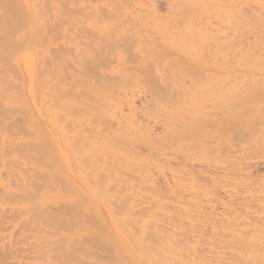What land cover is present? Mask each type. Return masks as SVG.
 <instances>
[{
    "label": "rangeland",
    "instance_id": "374dc122",
    "mask_svg": "<svg viewBox=\"0 0 264 264\" xmlns=\"http://www.w3.org/2000/svg\"><path fill=\"white\" fill-rule=\"evenodd\" d=\"M195 4L193 7L198 12H194L195 8L189 13L181 0H0V110L3 111H0V141L4 140L0 143V152L7 153L4 157L0 154V264H120L123 253L119 250L123 256L117 258L118 253L112 251L118 242L115 241V247L111 249L112 245L109 247L102 241L105 231L98 226L100 220L106 224L104 227L109 230V236H118L116 239L121 240L119 244L126 251L129 247L126 249L128 242L123 234L127 235L129 229V233L134 234L140 230L133 222V225L129 223L132 226L129 225V229H117L114 219L120 213L137 214L135 220L140 218L149 226L147 241L144 239L142 243L145 249L148 246L146 250L150 248L145 256L136 246L132 247L133 244L124 252H128L127 259L135 264H145L143 261L146 262L148 253V259L160 261L162 258L165 264H264V239L254 227L260 217L264 219V107H257L264 99V61L262 66L261 61L257 65L258 59L262 60L260 54L264 60V24H261L264 23V11L258 7L263 4L260 0H200ZM196 20L199 29L193 27ZM152 21L160 27L154 26ZM180 29L181 35L184 32L182 37L176 35ZM10 35L13 45L9 43ZM193 36L197 39L191 38ZM198 36L203 40L197 43ZM188 45L194 49L196 46L200 52L215 50L227 61L222 57L225 64H216V59L211 57L207 58L208 67L205 64L191 67L176 64L175 59L181 60L182 53L190 50ZM80 51L84 54H78ZM255 57L257 59L253 61ZM34 62L37 64L36 78L29 71ZM153 63L168 70L164 81L159 82L153 75ZM205 68L216 72L213 76L207 75L202 71H208ZM14 79L15 82L11 81ZM4 88L12 91L9 94ZM100 94L104 96L100 97ZM55 97H59L58 100ZM6 98L11 100L9 107L14 102L13 111L6 109L10 111L5 112L2 108ZM18 106L26 113L28 122L31 120L29 125L25 120L26 126H23L26 116ZM98 108L103 110L102 114ZM251 108L259 110L260 116ZM4 127L8 128L9 138H6ZM77 131H81V135ZM20 132L26 135V145H11L8 140L12 139V134L16 141ZM47 146L49 152H46ZM82 147L92 155L91 164L87 158L84 160L92 168L77 159H85L83 155L80 157V151L85 150ZM72 148L77 152H72ZM50 151L54 157L47 156ZM63 153H68L71 161L64 160ZM56 155L63 157L58 159ZM54 160L60 164L55 165L58 172L64 169L57 174L61 176L53 179L51 175L57 173L55 168H50L54 166ZM43 161L52 163L49 167ZM79 163L85 172L92 174L90 180L85 177H89V173L82 174L87 181L80 178ZM48 168L55 173L51 171L50 175ZM67 172L70 180L66 178L81 193H90L85 184L92 189L96 183L105 185L100 192L105 195L100 197L98 208H94L98 211L99 224L94 223L97 219L92 218L90 207H72L76 201L69 200L72 193L67 191L69 184L60 180ZM95 175H98L97 179ZM50 177L52 181L59 179L58 183L65 181V185L64 182L61 186L51 182ZM93 181L95 185L92 186ZM99 189L96 187L95 190ZM31 193H35L34 197ZM30 196L36 197L35 202L40 199L41 205L45 201L41 214L45 213L47 222L43 218L40 221L38 211L35 221L31 219L35 214L32 211L39 210L40 203L38 206L32 204ZM52 196H58L61 201L56 197L54 202L62 205L58 207L57 202L58 205L55 203L56 207H53ZM115 197H122V200L117 201ZM124 201L131 202V206L125 207L127 212H122ZM108 202L113 206L110 204V207ZM31 205L36 207L31 208ZM24 207L33 209L32 214ZM50 212H54L58 220L51 216L53 220L49 223ZM155 212L161 215L156 216ZM154 214L156 219L152 221ZM73 215L79 216L78 223H82L75 224L77 226L73 223L70 227ZM234 231L240 232L241 239L231 238L236 234ZM251 232L256 233L253 236L256 244ZM238 240L244 243L241 241L240 244Z\"/></svg>",
    "mask_w": 264,
    "mask_h": 264
},
{
    "label": "bare ground",
    "instance_id": "6f19581e",
    "mask_svg": "<svg viewBox=\"0 0 264 264\" xmlns=\"http://www.w3.org/2000/svg\"><path fill=\"white\" fill-rule=\"evenodd\" d=\"M181 1L184 3V5H185L187 11H189V13H191V12H193V10H195L196 7L194 8L193 6H194V5L196 6V4H195L196 1H199V3H200V0H181ZM253 1H254V0H252V2H253ZM255 2H256V0H255ZM260 2H261L263 5H259L258 7H259V8L262 7V11H264V0H260ZM248 3H249V2H248ZM258 4H259V3H258ZM32 6H33V5H32ZM32 6H31V7H32ZM198 6H200V5H198ZM203 6H204V5H202V8H203ZM260 6H261V7H260ZM200 8H201V7H200ZM200 8H198V9L200 10ZM204 10H205V9H204ZM184 11H186V10H184ZM202 11H203V10H202ZM205 11H207V10H205ZM194 12H198V11H197V8H196V10H195ZM153 13H154V12H153ZM263 13H264V12H263ZM263 13H261V14H263ZM261 14H260V15H261ZM38 15H39V14H38ZM154 15H155L154 18L157 19V18H158L157 14L154 13ZM31 16H32V14H31ZM35 16H36V17H39V16H37V15H35ZM36 17H33V18H36ZM188 17H189V16H188ZM195 17H196V16H195ZM198 17H199V15H198ZM198 17H197V18H198ZM258 17H259V16H258ZM262 17H263V16H262ZM152 18H153V17H152ZM190 18H191V17H190ZM187 19H188V18H187ZM193 19H194V18H193ZM253 19H254V18H253ZM255 19H256V18H255ZM255 19H254V20H255ZM260 19H261V17H260ZM262 19H263V18H262ZM30 20H31V19H30ZM189 20H190V19H189ZM185 21L188 22V20H185ZM192 21H193V20H192ZM192 21H191V23H192ZM260 21H261V20H260ZM262 21H263V20H262ZM152 22H153V21H152ZM156 22H159V21L157 20ZM193 22H194V21H193ZM196 22H197L196 26H195L194 24H190V23H189L190 25L187 24V23H186V25H189V26L194 25L193 27H198V29H199V28H200V27L198 26V25H199V24H198L199 21L196 20ZM250 22H251V21H250ZM263 22H264V21H263ZM31 23H33V21H32ZM153 23L155 24V22H153ZM259 23H260V22H259ZM156 24L158 25V23H156ZM156 24H155L154 26H156ZM160 24H161V21H160ZM243 24H244V21H243ZM261 24L263 25L264 23H261ZM33 25H35V24H33ZM182 25H183V24H182ZM186 25L184 24L185 27H186ZM237 25H239V24H237ZM184 26H183V27H184ZM202 26H203V24H202ZM202 26H201V29H202ZM240 26H241V24H240ZM157 27H160V25H158ZM161 27H162V26H161ZM166 27H168V25H167ZM237 27H238V26H237ZM245 27H247V26H245ZM164 28H165V27H164ZM164 28H163V30H164ZM189 28L191 29V27H189ZM203 28H205V27H203ZM262 28H264V27H262ZM159 29H160V28H159ZM169 29H170V28H169ZM185 29H186V28H185ZM190 29H188V30H190ZM192 29H193V28H192ZM192 29H191V30H192ZM195 29H196V28H195ZM198 29H197V30H198ZM165 30H166V29H165ZM171 30L173 31V29H171ZM183 30H184V29H183ZM188 30H187V31H188ZM191 30H190V32H192ZM202 30H203V29H202ZM166 31H168V29H167ZM178 31H179V30H178ZM193 31H194V30H193ZM195 31H196V30H195ZM203 31H204V30H203ZM261 31H262V30H261ZM169 32H170V31H169ZM169 32H168V33H169ZM176 32H177V31H176ZM182 32H183V31H182ZM185 32H186V31H185ZM200 32H201V31H200ZM200 32L198 31L199 34H200ZM205 32H206V31H205ZM207 32H208V31H207ZM207 32H206L205 34H207ZM180 33H181V29H180V32H179V33L177 32L176 35H177V36H178V34L181 35ZM183 33H184V32H183ZM183 33H182V35H183ZM196 33H197V32H196ZM203 33H204V32H203ZM171 34H172V32H171ZM194 34H195V33H194ZM199 34H198V35H199ZM201 34H202V33H201ZM201 34H200V35H201ZM6 35H7V34H6ZM165 35H166V34H165ZM172 35H174V33H173ZM182 35H181V37H182ZM185 35H186V33H185ZM185 35H184V36H185ZM195 35H196V34H195ZM195 35H194V36H195ZM10 36H11V37H10ZM10 36H9L10 38L7 36V37L10 39V42H9V39H7V40H8L9 43H11V44L13 45V43H12V42H13L12 35H10ZM169 36H170V35H169ZM174 36H175V35H174ZM188 36H189V35H188ZM194 36L191 37V38L194 39ZM201 36H202V35H201ZM204 36H205V35H204ZM258 36H259V35H258ZM186 37H187V36H186ZM195 37H197V35H196ZM11 38H12V42H11ZM175 38H179V37H176V36H175ZM257 38H258V37H257ZM261 38H262V37H261ZM261 38H259V39H261ZM65 39H66V38H65ZM185 39H186V38H185ZM187 39H188V38H187ZM195 39H197V38H195ZM195 39H194V40H195ZM198 39H200V40H196L197 43H198V41H201V39L203 40V38H202V37L199 38V36H198ZM262 40H264V39L262 38ZM189 41H190V39H189ZM196 41H195V42H196ZM257 41H258V39H257ZM261 42H262V41L260 40V43H261ZM9 43H8V47H9V45H10ZM203 43H204V42H202V44H203ZM262 43H263L262 45L264 46V41H263ZM188 44H190V43H188ZM192 44H194V43H191L190 45H192ZM194 45H195V44H194ZM262 45H261V46H262ZM188 46H189V45H188ZM238 46H239V45H238ZM259 46H260V44H259ZM189 47H190V46H189ZM191 47H192V46H191ZM191 47L189 48L190 50L185 51V52L182 53V55H181V60H179V59L176 60V59H175V63H176V64H178V65H183V66H186V65H187V67H191L192 65H199V66H201V65L205 66V65H206V67H208V66H207V63H210L208 59L211 58V57L214 58V60L216 59V61H215L216 64H225L224 62L227 61V58H226L223 54H220V53H218V52L215 51V50H214V51H211V50L205 51V49H204V51L202 50L203 52H202V51L200 52L198 49L196 50V46H195V49H194V47H192L194 50H193ZM10 48H11V47H10ZM13 48H15V47H13ZM34 48H35V47H34ZM250 48H251V47H250ZM11 49H12V48H11ZM51 49H52V48H51ZM241 49H242V48H241ZM241 49H239V50L241 51ZM6 50H10V49L7 48ZM78 50H79V49H78ZM181 50H182V49H181ZM243 50H244V49H243ZM247 50H248V49H247ZM249 50H250V49H249ZM249 50H248V51H249ZM252 50L255 51L256 49H255V50L252 49ZM10 51L12 52V50H10ZM20 51H22V48H20ZM38 51H39V50H38ZM50 51H51V50H50ZM250 51H251V50H250ZM6 52H7V51H6ZM205 52H206V53H205ZM241 52H242V51H241ZM257 52H258V51H257ZM7 53H10V52L8 51ZM42 53H43V52H42ZM86 53H87V52H86ZM244 53H245V52H244ZM247 53H248V52H246V54H247ZM251 53H253V52H251ZM251 53H250V54H251ZM19 54H20V53H19ZM32 54H33V53H32ZM34 54H35V53H34ZM78 54H84V53H81V51H80V53H78ZM89 54H90V53H89ZM89 54H88V55H89ZM240 54H241V53H240ZM254 54H255V52H254ZM257 54H258V53H257ZM8 55H10V54H8ZM242 55H244V54L242 53ZM260 55H261V54H260ZM260 55H259V58L262 57V58H261L262 60L258 59L259 61H257V60H256V61H257V65H258V63H260V61H261L260 66H262L261 64H263L262 61H264V60H263V56H260ZM10 56H11V55H10ZM17 56H18V55H17ZM208 56H209V57H208ZM245 56L247 57V55H244V57H245ZM249 56H250V55H249ZM6 57H8V56H6ZM15 57H16V56H15ZM84 57H85V56H84ZM222 57H223V58L225 57V60H226V61H225V60L223 59V61H224L223 63H222V60H221ZM246 57H245V58H246ZM257 57H258V56H257ZM257 57L253 58L252 60L254 61L255 59H257ZM8 58H9V57H8ZM13 58H14V57L12 56V59H13ZM31 58H32V57H31ZM201 58H202V60H205V61L202 62ZM207 58H208V59H207ZM219 58H220L221 61L219 60ZM251 58H252V54H251L250 59H251ZM9 59H10V58H9ZM14 59H15V58H14ZM168 59H169V58H168ZM247 59H249V57H247ZM35 60H36V59H35ZM218 60H219L220 62H219ZM237 60H239V59H237ZM240 60H242V59H240ZM244 60H245V59H244ZM252 60H251V61H252ZM12 61H13V60H11L10 62L12 63ZM110 61H111V60H110ZM113 61H114V60H113ZM164 61H165V58H164ZM164 61H162V62H164ZM245 61H246V60H245ZM251 61H249V63H250ZM234 62H235V61H234ZM247 62H248V61H247ZM6 63H7V62H6ZM11 63H9V66L11 65ZM32 63H33V62H32ZM145 63H146V62H145ZM145 63H144V64H145ZM237 63H238V62H237ZM7 64H8V63H7ZM153 64H154V63H153ZM153 64H152V66L154 67L153 69H155V71H154L155 73H153V72H151V73H153V75L156 77V79H157L159 82L164 81V80L166 79V77L168 76V75H167V74L169 73L168 70L166 69V67L161 68L160 65H155V64H154V65H155V66H154ZM204 64H205V65H204ZM244 64H245V63H244ZM250 64H251V63H250ZM255 64H256V63H255ZM12 65H13V64H12ZM165 65H166V63H165ZM263 65H264V64H263ZM9 66H8V67H9ZM30 66H32V69H31V67H30V68H29V71H31L32 75L34 74V77L36 78V74H37V73H36V71H37V64H35V62H34V65L32 64V65H30ZM57 66H58V65H57ZM145 66H146V65H145ZM149 66H151V64H150ZM59 67H60V65H59ZM10 68H12V67H10ZM13 68H14V67H13ZM27 68H28V67H27ZM125 68H127V67H125ZM202 68H203V67H201V69H202ZM15 69H16V68H15ZM15 69H14V70H15ZM51 69H52V68H51ZM205 69H207V68H205ZM42 70H43V69H42ZM120 70H121V69H120ZM120 70H119V72H120ZM122 70H123V69H122ZM146 70H147V69H146ZM207 70H208V71H204V70H202V71H203L204 73L206 72V74H207V75H210V76H213V75L215 74V72H216V71L214 72V71L212 70V68H211L210 70H209V68H208ZM16 71H17V70H16ZM60 71H62V70H60ZM144 71H145V70H144ZM10 72H11V71H10ZM17 72H18V71H17ZM17 72H16V73H17ZM119 72H118V73H119ZM226 72H227V71H226ZM226 72H224V73H226ZM16 73H15V74L12 73V75H16ZM31 73H30V74H31ZM44 73H45V72H44ZM217 73H218V72H217ZM222 73H223V72H222ZM222 73H221V74H222ZM236 73H237V72H236ZM42 74H43V73H42ZM58 74H59V73H58ZM121 74H122V73H121ZM121 74H119V75H121ZM218 74H219V73H218ZM3 75H4V74H3ZM18 75H20V71H19V74H17V77H18ZM107 75H108V74H107ZM223 75H224V74H223ZM9 76H11V75H9ZM45 76H46V75H45ZM47 76H48V75H47ZM105 76H106V75H105ZM0 77H1V76H0ZM5 77H6V76H5ZM19 77H20V76H19ZM64 77H65V76H64ZM116 77H118V76H116ZM230 77H231V76H230ZM230 77H229V78H230ZM2 78H3V77H2ZM2 78H1V79H2ZM11 78H12V77H11ZM14 78H15V77H14ZM21 78L23 79V77H21ZM110 78H111V77H110ZM114 78H115V76H114ZM219 78H220V77H219ZM17 79H18V78H16V80H17ZM19 79H20V78H19ZM82 79H83V78H82ZM221 79H222V78H220V80H221ZM226 79H227V78H226ZM5 80H6V79H5ZM33 80H34V79H33ZM223 80H225V79L223 78ZM11 81H14V82H15V79H14V80H11ZM20 81H21V80H20ZM84 81H87V80L84 79ZM4 82H6V84H7V82H9V81H4ZM11 83H12V82H11ZM11 83H9V84H11ZM0 85H1V84H0ZM2 85H3V84H2ZM34 85H35V84H34ZM4 86H5V85H4ZM10 86H11V85H10ZM10 86H9V87H10ZM23 87H25V86H23ZM178 87H179V86H178ZM183 87H184V86H183ZM5 88H6V87H5ZM5 88H4L3 90L8 91V90H6V89H8V88H6V89H5ZM17 88H18V86H17ZM19 88L21 89L22 87H19ZM26 88H27V87H26ZM43 88H44V87H42V89H43ZM263 88H264V86H263ZM9 89H10V88H9ZM11 89H13V88H11ZM3 90H2V91H3ZM23 90H25V89H23ZM26 90H27V89H26ZM255 90H256V89H255ZM10 91H12V90H10ZM10 91H8L9 94H10ZM29 91H30V90H29ZM42 91H43V90H42ZM18 92H19V91H18ZM20 92H21V90H20ZM98 92H99V91H98ZM262 92H264V90H263ZM2 93H3V92H2ZM5 93H7V92H5ZM15 93H16V91H15ZM100 93H101V92H100ZM9 94H8V96H10ZM0 95H1V94H0ZM21 95H24V94H21ZM21 95L19 94V96H21ZM100 95H101V94H100ZM105 95H106V94H105ZM220 95H221V93H220ZM222 95L226 96L225 94H222ZM61 96H63V95H61ZM102 96H104V94L101 95L100 97H102ZM106 96H107V95H106ZM5 97H6V96H5ZM22 97H23V99H25L24 96H22ZM56 97H57V96H56ZM56 97H55V98H56ZM98 97H99V96H98ZM3 98H4V97H3ZM48 98H49V97H48ZM50 98H51V97H50ZM58 98H59V97H58ZM58 98H56V99L58 100ZM105 98H106V97H105ZM110 98H111V96H110ZM18 99H19V97H18ZM40 99H41V98H40ZM63 99H64V98H63ZM102 99L104 100V98H102ZM7 100H8V101H7ZM54 100H55V99H54ZM60 100H61V99H60ZM116 100H117V99H116ZM2 101H3V100H2ZM6 101H7V102H6ZM9 101H11V100L8 99V98H6V99H5V102H4L5 104H2V108L5 109V112H7V111L9 112V111L11 110V108L13 107V103H14V102L12 103V106L9 107L8 105L11 104V102H9ZM19 101H20V100H19ZM61 101H62V100H61ZM105 101H106V99H105ZM113 101H114V100H113ZM0 102H1V101H0ZM53 102H55V101H53ZM21 103H22V102H21ZM56 103H60V102H56ZM99 103H100V102H99ZM99 103H98V104H99ZM102 103H104V102L102 101ZM102 103H100V105H102ZM16 104H17V103H16ZM30 104H31V103H30ZM47 104H48V101H47ZM53 104H54V103H53ZM61 104H63V103H61ZM83 104H84V103H83ZM3 105H4V106L7 105V106L4 107ZM22 105H23V104H22ZM25 105H26V104H25ZM25 105H24V106H25ZM56 105H57V104H56ZM56 105H55V108H56ZM104 105H107V104L104 103ZM104 105H103V106H104ZM258 105H260V107H264V99H261V102L257 104V107H258ZM16 106H17V105H16ZM58 106H59V105H58ZM85 106H86V105H85ZM108 106H109V105H108ZM110 106H111V105H110ZM245 106H247V105H245ZM8 107H9V108H8ZM20 107H21V106H20ZM27 107L29 108V106H27ZM53 107H54V106H53ZM67 107H68V105H67ZM87 107H89V106L87 105ZM87 107H86V108H87ZM90 107H91V106H90ZM104 107L107 108V106H104ZM248 107H249V106H248ZM14 108H15V107H13V110H14ZM18 108H19V106H18ZM50 108H51V107H50ZM68 108H69V107H68ZM253 108H254V107H253ZM253 108H251L250 110H251L254 114H255V112H256V114L258 113V115L260 116L261 113L259 112V110H257V111H258V112H257V111H255ZM0 109H1V108H0ZM6 109H10V110H7V111H6ZM19 109H20V108H19ZM57 109H58V108H57ZM59 109H60V108H59ZM59 109H58V110H59ZM74 109H75V108H74ZM87 109H88V108H87ZM98 109H99V108H98ZM259 109H260V108H259ZM13 110H11V111H13ZM20 110L22 111L21 113H23V110H22V109H20ZM26 110H27V109H26ZM70 110H71V109H69V111H70ZM99 110H100V109H99ZM253 110H254V111H253ZM0 111H1V110H0ZM48 111H49V110H48ZM1 112H3V111H1ZM24 112H25V111H24ZM28 112H30V111H28ZM54 112H55V110H54ZM101 112H103V110H102V111L100 110L99 114H100ZM105 112H107V110H106ZM263 112H264V111H263ZM25 114H26V113H23V115H25ZM56 114H58V113H56ZM64 114H65V113H64ZM101 114H102V113H101ZM58 115H59V114H58ZM69 115H70V114H69ZM25 116H26V115H25ZM65 116H66V115H65ZM67 116H68V115H67ZM76 116H77V115H76ZM72 117H73V116H72ZM261 117H262V116H261ZM22 118H24V117L22 116ZM29 118L31 119V117H29ZM73 118H76V117H73ZM66 119H67V118H66ZM22 120H23V119H21V121H22ZM25 120H27V122H26ZM28 120H29V119H27V116H26V118H24V120L22 121V123L25 121L26 124L28 123L27 125H29V123H30L31 120H30L29 122H28ZM57 120H58V119H57ZM79 120H80V119H79ZM74 121H75V120H74ZM25 122L23 123V126H24ZM32 122H33V121H32ZM84 122H85V121H84ZM77 123H78V122H77ZM26 124H25V126H26ZM81 124H83V122H82ZM5 125H6V124H5ZM35 125H36V124H35ZM58 125H59V122H58ZM11 126H12V125H11ZM50 126H51V125H50ZM89 126H90V125H89ZM121 126H122V125H121ZM121 126H120V127H121ZM126 126H127V125H126ZM64 127H65V126H64ZM66 127H68V126L66 125ZM77 127H78V126H77ZM130 127H131V126H130ZM4 128H6V127H4ZM35 128H37V125H36ZM70 128H71V127H70ZM6 129H7V130H6ZM6 129H4V131H7V132H5L6 135H7L6 138H9L11 135L7 134L9 131H8V128H6ZM84 129H85V128H84ZM63 130H64V129H63ZM68 130H70V129L68 128ZM12 131H13V127H11V132H12ZM61 131H62V130H61ZM82 131H83V130H82ZM89 131H90V130H89ZM89 131H88V134H89ZM94 131H95V130H94ZM94 131L91 132V133H94ZM34 132H36V131H34ZM64 132H65V131H64ZM77 132H78V131H77ZM80 132H81V131H80ZM80 132H78L79 135H81ZM86 132H87V131H86ZM86 132H85V133H86ZM66 133H67V130H66ZM66 133H64V134H66ZM70 133H71V132H70ZM70 133H69V131H68V134H69V135L67 134L68 137L70 136ZM14 134H15V133H14ZM33 134H34V133H33ZM76 134H77V133H76ZM3 135H4V134H3ZM3 135H2V136H3ZM15 135H18V134H15ZM15 135H14V136H15ZM67 135H66V136H67ZM94 135H95V134H94ZM25 136H26V135H25ZM25 136H24V134H22V133L20 132V136L18 137V140L15 141V140L13 139V134H12V139L10 138L8 141L10 142L11 145H13V144L15 143L16 145L22 146V145L25 144V142H24V141H25V138H26ZM42 136H43V135H42ZM56 136H58V135H56ZM82 136H83V134H82ZM87 136H88V135H87ZM87 136H86V138L89 137V136H88V137H87ZM16 137H17V136H16ZM45 137H46V136H45ZM64 137H65V136H64ZM90 137H91V136H90ZM0 138H1V137H0ZM2 138L4 139L5 137H2ZM6 138H5V139H6ZM43 138H44V137H43ZM66 138H67V137H66ZM69 138H70V137H69ZM73 138H74V137H73ZM46 139H47V138H46ZM43 140H44V139H43ZM47 140H48V139H47ZM62 140L64 141V139H62ZM71 140H72V139H71ZM3 141H4V140H2V142L0 141V143H3ZM8 141H7V142H8ZM49 141H50V140H49ZM57 141H58V140H57ZM86 141H88V140L86 139L85 142H86ZM103 141H104V140H103ZM38 142H40V141H38ZM85 142H84V145H85ZM97 142H98V141H97ZM5 143H6V141H5ZM12 143H13V144H12ZM88 143H89V145H90L91 141L88 142ZM92 143H93V141H92ZM67 144H70V145H71L72 143H71V142H70V143L67 142ZM11 145H10V146H11ZM25 145H26V144H25ZM54 145H55V144H54ZM59 145H60V144H59ZM92 145H93V144H92ZM42 146H44V144H42ZM45 146H46V145H45ZM48 146H49V145H48ZM48 146H47V148H46L47 150H48ZM55 146H56V145H55ZM68 146H69V145H68ZM85 146H86V145H85ZM13 147H14V146H13ZM69 147H70V146H69ZM71 147H72V146H71ZM87 147H88V145H87ZM20 148H21V147H20ZM20 148H19V150H20ZM57 148H58V146H57ZM66 148H67V147H66ZM76 148H77V147H76ZM76 148H75V149H76ZM82 148H84V147H82ZM89 148H90V147H89ZM89 148H88V149H89ZM14 149H15V148H14ZM42 149H43V148H41V150H42ZM49 149H50V148H49ZM75 149H74V150H75ZM84 149H85L84 151H82L83 149H82L81 151H80V150H79V151H80V154H81L80 157H82V155H83V157L85 156V157H84L85 159H83V158L80 159V158H78V157H77V159H79V160H80V163H83V165H84V163H85L84 166H87V165L89 164L88 161L90 162V158H92V155H90L91 153H90L89 150H87V148H84ZM17 150H18V149H17ZM17 150H16V151H17ZM50 150H51V149H50ZM55 150H56V147H55ZM62 150H63V149H62ZM76 150H78V149H76ZM0 151H1V149H0ZM43 151H44V150H43ZM63 151H65V149H64ZM97 151H98V150H97ZM11 152H12V151H11ZM11 152H10V155H11ZM20 152H21V151H20ZM46 152H49V150L46 151ZM46 152H45V153H46ZM55 152H57V151H55ZM55 152H54V153H55ZM65 152H66V151H65ZM69 152H70V151H69ZM72 152H75V153H76L77 151H73V148H72ZM98 152H99V151H98ZM2 153H3V152H2ZM2 153L0 152V154H2ZM8 153H9V152H8ZM43 153H44V152H43ZM58 153H60V151H58ZM58 153H55V154H58ZM5 154H7V153L4 152V153H3V157H4ZM12 154L15 155V153H12ZM46 154H48L47 156H49V157H51V156L54 157V156L52 155L53 153H51V151H50V154H51V155H50L49 153H46ZM55 154H54V155H55ZM63 154H65V153H63ZM66 154H68V153H66ZM66 154H65L64 160H67V162L71 161L70 158H69V155H66ZM73 154H74V153H73ZM17 155H18V153H17ZM19 155H20V154H19ZM19 155H18V156H19ZM75 155H76V154H75ZM6 156H7V155H6ZM11 156H12V155H11ZM11 156H10V157H11ZM15 156H16V155H15ZM61 156H62V155H61ZM70 156H72V154H71ZM76 156H77V155H76ZM7 157H8V156H7ZM12 157H13V156H12ZM21 157H22V156H21ZM21 157H20V158H21ZM56 157H58V159H61L63 156L60 157L59 155H58V156L56 155ZM86 158L88 159V161L85 162L84 160H87ZM114 158H115V157H114ZM114 158H113V159H114ZM58 159L56 158V160H58ZM75 159H76V157H75ZM3 160H4V159H3ZM72 160H73V159H72ZM6 161H7V163H8V159H7ZM16 161H17V160H16ZM20 161H21V160H20ZM45 161H46V159H45ZM58 161H59V160H58ZM61 161H62V160H61ZM3 162H4V161H3ZM14 162H15V161H13V163H14ZM17 162H18V161H17ZM21 162H22V161H21ZM78 162H79V161H78ZM92 162H93V161H92ZM4 163H5V162H4ZM19 163H20V162H19ZM43 163H44V161H43ZM45 163H47V165H49V164L51 165L52 162L49 163V164H48V162H45ZM45 163H44V164H45ZM53 163H54V164H53L54 166L51 165V167H50V165H49L50 168H53V169L55 168V169H56L57 166L60 165V164H58V162H55V160H54ZM60 163H61V162H60ZM70 163H72V162H70ZM80 163H79V165H80V167H81V169H82V172H81L79 169L77 170V172L79 173V171H80V175H81L80 178H83V177H82V174L85 175L87 172L84 171V169L82 168V166H81ZM86 163H88V164H86ZM93 163H94V162H93ZM11 164H12V163H11ZM61 164H62V163H61ZM90 164H91V162H90ZM94 164H95V163H94ZM94 164H93V165H94ZM0 165H1V164H0ZM2 165H3V164H2ZM16 165H17V163H16ZM18 165H19V164H18ZM55 165H57V166L55 167ZM66 165H67V164H66ZM115 165H116V164H115ZM20 166H21V165H20ZM20 166H19V167H20ZM62 166H63V165H62ZM89 166H91V165H89ZM89 166H87V168H88ZM3 167H4V166H3ZM5 167H6V166H5ZM22 167H23V166H22ZM43 167H44V166H43ZM69 167H71V166H69ZM94 167H95V165H94ZM7 168H8V167H7ZM59 168H62V167L60 166ZM85 168H86V167H85ZM87 168H86L85 170H87ZM91 168H92V166H91ZM113 168H114V167H113ZM16 169H17V168H16ZM48 169H49V168H48ZM53 169H51V171L54 172ZM63 169H64V168H63ZM63 169H62V170H63ZM4 170H5V169H4ZM6 170H7V169H6ZM56 170H57V169H56ZM58 170H59V169H58ZM58 170L55 171V172H57L55 175L52 174V172L50 171V169L48 170L49 173H50V175L52 174L51 176H54L53 179H54L56 176H61L60 174L62 173V172H61L62 170H60V172H58ZM91 170H92V169H91ZM95 170H97V169H95ZM113 170H114V169H113ZM19 171H20V170H19ZM87 171H88V170H87ZM55 172H54V173H55ZM69 172H70V171H69ZM84 172H85V173H84ZM91 172H92V171H91ZM94 172H95V171H94ZM94 172H93V173H94ZM58 173H60V174L57 175ZM63 173H64V172H63ZM88 173L91 174L90 171H89ZM88 173H87V174H88ZM46 174H47V173H46ZM71 174H72V173H71ZM87 174H86V175H87ZM89 174H88V175H89ZM63 175H64V174H62V177H60V178H61L60 180L62 181V180L64 179V180L66 181V183L69 184V186H68L69 189L67 188V191H68V190H69L70 192L72 191L71 196H69V200L71 199L72 201H76V203H73V206H72V207H76L77 209H78V207H80V209H81V207H82V208H83V207H84V208H85V207H88V208L90 207L91 209H93V210H92V213H93V214H92V215H93L92 218L95 217V218L97 219L96 221L93 219V220L95 221L94 223L97 224V223H98V217H97V215H98L97 212H98V211H97V208H98V205H99L98 203H99L100 197H101V196L103 197V196L105 195V193H100L101 190H102L101 187L104 188L105 185L102 186L103 184H101V182H100V183H98V185L101 184L100 187H99V186L97 185V183H96V185H95V183H94V181H93L94 184H92V186L95 185L96 187H98V189L100 188V189H99L100 191L95 190L96 187H94L95 189H92L93 187L91 188L90 185L88 186V185L85 184L86 189H88L90 193H87V194H86V193H81V192H79L80 189L78 190V189H77V186L75 187L73 184H71L72 181H69V180H70V177L67 176V175H68V172H67L66 176L64 175L65 177H64ZM69 175H70V174H69ZM70 176H71V175H70ZM73 176H74V175H73ZM75 176H76V175H75ZM95 176H96V175H95ZM97 176H98V175H97ZM97 176H96V179H97ZM66 177H67L69 180H68ZM77 177H78V175H77ZM85 177H86L87 180H90V179H91L90 177H92V174H91L89 177H88V176H85ZM85 177L82 179V181L85 180ZM87 177H88V178H87ZM56 178H58V177H56ZM98 178H99V177H98ZM110 178H111V177H110ZM110 178H109V179H110ZM49 179L51 180V182H54V183H55V182H56V183L59 182V179H55V181H54V180L52 181V178H51V177H50ZM94 179H95V178H94ZM111 179H112V178H111ZM50 180H49V181H50ZM56 180H58V181H56ZM80 180H81V179H80ZM87 180H85V181H87ZM92 180H93V179H92ZM47 181H48V180H47ZM47 181H46V182H47ZM65 181H63V182H64V185H65ZM77 181H78V180H77ZM98 181H99V179H98ZM100 181H102V180H100ZM109 181H111V180H109ZM25 182H26V180H25ZM46 182H45V183H46ZM63 182L58 183V184L60 185V184H62ZM74 182H75V181H74ZM105 182H106V181H105ZM112 182H113V181H112ZM83 183H84V182H83ZM107 183H108V182H107ZM47 184H48V183H47ZM47 184H46V186H47ZM49 184H50V183H49ZM49 184H48V185H49ZM74 184H75V183H74ZM59 185H57V186H59ZM60 186H61V185H60ZM65 187H66V186H65ZM65 187L63 186V188H65ZM5 188H6V187H5ZM48 188H49V187H48ZM53 188H54V187H53ZM55 188H56V185H55ZM28 189H29V188H28ZM57 189H58V188H57ZM65 189H66V188H65ZM19 190H20V189H19ZM21 190H23V189H21ZM32 190H33V189H32ZM88 190H87V191H88ZM81 191H82V190H81ZM96 191H97V192H96ZM104 191H105V189H104ZM31 192H32V191H31ZM33 192H34V190H33ZM55 192H56V191H55ZM102 192H103V191H102ZM107 192H110V193H111L110 190H107ZM29 193H30V192H29ZM36 193H38V192H36ZM52 193H53V192H52ZM99 193H100V194H99ZM33 194L35 195V193H31L32 196H33ZM66 194H67V193H66ZM69 194H70V193H69ZM73 194H74V195H73ZM88 194H90V196H88ZM108 194H109V193H108ZM36 195H37V194H36ZM39 195H40V194H39ZM49 195H50V194H49ZM32 196H30L31 198L29 197L30 200L32 199V200H31V203H32V204H33V203H37V206H38L39 203H40V206H38V209H39V207H40V209H39L40 212H39V210H36L37 208H34V210H36V211H32L33 214H34V212H35L34 217H33V216H28V215H27V216H28L29 218H30V217H33V218H31V219H34V221H35V217L38 216V215L35 216V215H36V212L38 211V213L41 214V211H42V209H43V208H41V207H43L42 205H43V204H46V203H44V202H45V201H44L43 204L41 205V202L39 201L40 199H39V200L37 199L39 202H38V201L35 202V201H36V200H35L36 197H35V199H33L34 196H33V197H32ZM41 196H42V194H41ZM47 196H48V194H47ZM37 197H38V196H37ZM44 197L46 198L45 194H44ZM52 197H53V196H52ZM56 197H58V196H56ZM56 197L54 196V197L52 198V199H53V202H54V200H56ZM262 197H263V196H262ZM27 198H28V197H27ZM29 198H28V200H29ZM42 198H43V197H42ZM42 198H41V201L44 200V199H42ZM47 198H48V197H47ZM47 198H46V199H47ZM119 198H120V197H119ZM119 198L115 197V200H116V199H117V201L122 200V197H121L120 199H119ZM251 198H252V197H251ZM52 199L50 198L49 200H52ZM58 199H59V197H58ZM109 199H111V198H109ZM261 199H263V198H260V200H261ZM34 200H35V201H34ZM49 200H48L47 202H49ZM69 200H68V201H69ZM102 200H104V198H103ZM33 201H34V202H33ZM59 201H61V200L59 199ZM68 201H67V202H68ZM117 201H116V202H117ZM53 202H51V203H53ZM57 202H58V201H57ZM57 202H54V203H53V204H54L53 207H56L58 204H60L59 202H58V204H57ZM64 202H65V201H64ZM67 202H66V203H67ZM100 202H101V201H100ZM262 202H264V201H262ZM55 203H56V206H55ZM105 203H107V202H105ZM105 203H104V204H105ZM110 204H112V202H111V203L108 202V205L111 207ZM261 204H262V203H261ZM35 205H36V204H35ZM35 205H34L33 207H36ZM61 205H62V204L58 205V207L61 206ZM122 205H123L122 207H124V209H125V207H128V205L131 206V202H130V201H124ZM124 205H125V206H124ZM28 206H29V205H28ZM112 206H113V204H112ZM117 206L119 207V205H117ZM262 206H264V204H262ZM30 207L33 208L32 205H31ZM30 207H27L28 209L25 208V207H24V208H25L26 210H30V212H31V210H33V209H31ZM51 207H52V206H51ZM95 207H97V208L94 210ZM29 208H30V209H29ZM76 208H75V209H76ZM108 208H109V207H108ZM263 208H264V207H262V209H263ZM54 209H56V208H54ZM118 209H119V208H118ZM122 209H123V208H122ZM133 209H134V208H133ZM50 210H51V209H50ZM86 210H87V209H86ZM98 210H99V209H98ZM161 210H162V209H160V211H161ZM24 211H25V210H23L22 213H24ZM43 211H44V210H43ZM55 211H56V210H55ZM74 211H75V210H74ZM84 211H85V210H84ZM89 211H90V209H89ZM124 211H126V209L123 210L122 212H124ZM128 211H129V210H128ZM26 212H27V214H30L28 211H26ZM32 212H31V214H32ZM87 212H88V211H87ZM126 212H127V211H126ZM263 212H264V210H263ZM38 213H37V214H38ZM43 213H44V212H43ZM43 213H42V214H43ZM51 213H52V212H50L49 215H48V216L50 217V222L48 221L49 223H51V222H52L51 220H53V219H51V216H52V218H54L53 216H55V217L57 216L56 214L53 215L54 212H53L52 214H51ZM113 213H114V212H113ZM155 213H156V212H155ZM42 214H41V216L39 215V217H40V221H41V218H43L42 220H45V219H46V218H44V217L46 216V215L44 216L45 213H44L43 215H42ZM50 214H51V215H50ZM57 214H59V213H57ZM75 214H78V213H75ZM90 214H91V212H90ZM122 214H123V213H120V214L118 215V217H116V218L114 219V224L116 225V228H117V229H121V228H123V227H126V228L128 227V229H129V225L132 224L131 222H133V224H135V225L138 224V225H139V226L136 225V227L138 226V227H139L138 230H140L139 233L136 234V232H135V234H134L133 232H132V233H129V232H130V229H129V232H128L127 235L123 234V236H125L126 241L128 242V243H127V242H126V243H127L128 245H130V246H128V245L125 243V244L127 245L126 249L129 247L127 250H126V249H125V250L128 251V250L130 249L131 245L133 244L134 246L132 245V247H135V246H136L137 249H138V251H139L141 254H143V255L145 256V254H146V253L148 252V250L150 249V248H149L148 250H146L148 246H147L146 249H145V248L143 247V244H142L143 241H144V239H145V241H147V239H146V238H147L146 233L149 231V230H148V227H149L148 224H147V223H143V221H141L140 218H138V219H140V220L137 219V221H138V222H137V221L135 220L136 217L134 218V216H137V214H136V215L134 214V216H133V215H130L131 213L128 214V215H127V213H125L124 215H122ZM156 214H157V213H156ZM156 214H154V216H151V220H152V221H153L154 219H156V216H158V214H160V212H158L157 215H156ZM263 214H264V213H263ZM24 215H26V213H25ZM155 215H156V216H155ZM160 215H161V214H160ZM58 216H60V215H58ZM61 216H62V215H61ZM119 216H120V217H119ZM132 216H133V217H132ZM149 216H150V215H149ZM39 217H38V220H39ZM73 217H74V218L70 219V220L72 221V223H71V221L68 219V221L71 223V224H70V227H71V225H72L73 223H74L73 226H77V225H75V224H78V225H79L80 223H82L81 221H80V223H78V222H79V221H78L79 216L73 215ZM29 218H28V219H29ZM60 218H61V217H59V219H60ZM70 218H71V217H70ZM76 218H77V219H76ZM258 218H259V217H258ZM260 218H261V217H260ZM260 218H259V219H260ZM31 219H29V220L32 221ZM55 219L58 220L57 217H56ZM55 219H54V220H55ZM259 219H258V221H256V222L254 221L255 223H254V222H252V223L255 224V226H254V227H255V231H256V232H261V237H262V239H264V229L262 228V227L264 226V222H262L264 219L262 218V219H260V221H259ZM38 220H37V222H38ZM62 220H64V219H63V216H62ZM79 220H80V218H79ZM244 220H245V219H243V221H244ZM91 221H92V220H91ZM139 221H140L141 223H139ZM32 222H33V221H32ZM41 222H42V221H41ZM45 222H47V221L45 220ZM54 222H55V221H53V223H54ZM57 222H58V221H57ZM57 222H56V223H57ZM148 222H149V221H148ZM150 222H151V221H150ZM244 222L247 223V221H244ZM257 222H259V223H257ZM260 222H262L263 224L261 223V225H260ZM34 223H35V222H34ZM34 223H33V224H34ZM59 223H60V220H59ZM61 223H62V222H61ZM99 223H100L101 225H98V226H102L103 229H104V231H105V233L102 232L103 230L100 231V232L103 233V236H104V238L102 239V241L104 240L103 242L108 243L109 247H110V245H112V246L110 247L111 249H112V247H115V246L113 245V244L115 243V241L118 242V246L115 247L114 249H112V251L114 252V254H115L116 252L118 253V255H119L118 257L115 255L117 258L122 257V256L124 255V256L122 257V262H121V260H119V261L121 262L120 264H135L136 262L129 261L130 258L127 259L128 252L124 254V252H126V251H124V250L122 249V247L120 246V244H119V243H121V242H119V241H121V240H117V239H116V238H118V236L116 237V235H115V234H116L115 231H114V233H115V234H114L115 237H114V236H111V235L109 236V234H110L109 230L106 229V228L104 227V226H106V224H104L103 222H101V220H100ZM99 223H98V224H99ZM129 223H130V224H129ZM252 223H251V224H252ZM54 224H55V223H54ZM133 224H132V225H133ZM146 224H147V225H146ZM254 224H253V225H254ZM55 225H57V224H55ZM150 225H151V223H150ZM247 225L249 226V224H247ZM262 225H263V226H262ZM73 226H72V227H73ZM96 226H97V225H96ZM130 226H131V225H130ZM259 226H261V227L259 228ZM102 227H101V228H102ZM131 227H132V226H131ZM131 227H130V228H131ZM249 227L251 228V225H250ZM101 228H100V229H101ZM108 228H109V227H108ZM69 229H70V228H68V230H69ZM71 229H72V228H71ZM73 229H74V228H73ZM95 229H96V228H95ZM111 229H112V228H111ZM136 229H137V228H136ZM150 229H151V227H150ZM251 229H252L251 231H253V227H252ZM41 230H42V228H41ZM76 230H77V229H76ZM147 230H148V231H147ZM70 231H71V230H70ZM70 231H69V233H70ZM73 231H74V230H73ZM125 231H126V230H125ZM135 231H136V230H135ZM94 232H95V231H94ZM98 232H99V231H98ZM111 232H112V231H111ZM80 233H81V232H80ZM96 233H97V231H96ZM119 233H120V230H119ZM148 233H149V232H148ZM232 233H233V232H232ZM234 233H236V232L234 231ZM253 233H254V232H251V235H252ZM73 234H74V233H73ZM98 234H99V233H98ZM121 234H122V233H121ZM239 234H240V232L237 231L236 234H234V235L230 234V235H232L231 238L234 237V238H236L235 240H237V239H241ZM53 235H57V234L54 233ZM241 235H242V234H241ZM255 235H256V233H254V235H252V238H254L253 236H255ZM62 236H63V235H62ZM145 236H146V237H145ZM57 237H58V236H57ZM82 237H83V236H82ZM82 237H81V238H82ZM100 237H101V236H100ZM100 237H97V240H101V239H98V238H100ZM244 237H245V236H244ZM55 238H56V237H55ZM55 238L53 237V239H55ZM65 238H66V237H65ZM122 238H124V237H122ZM234 238H232V239H234ZM250 238H251V236H250ZM256 238H258V236H256ZM259 238H260V237H259ZM259 238H258V239H259ZM69 239H70V238H69ZM69 239H68V241H69ZM71 239H72V238H71ZM244 239H245V238H244ZM260 239H261V238H260ZM55 240H57V239H55ZM55 240H54V242H56ZM77 240H78V239H77ZM253 240H254V243H255V240H256V239L254 238ZM47 241H48V240H47ZM57 241H58V240H57ZM238 241H239V243H240V242L243 241V240H241V241L238 240ZM257 241H258V240H257ZM50 242H51V241H50ZM74 242H76V240H75ZM100 242H101V241H99V243H100ZM124 242H125V241H124ZM249 242H250V241H249ZM249 242H248V243H249ZM96 243H98V242H96ZM101 243H102V242H101ZM233 243H234V242H233ZM243 243H244V241H243ZM250 243H251V242H250ZM254 243H253V244H254ZM102 244L105 245V243H102ZM240 244H242V243H240ZM253 244H252V245H253ZM255 244H256V243H255ZM103 245H102V246H103ZM144 245H145V242H144ZM146 245H147V244H146ZM71 246H72V245H71ZM74 246H75V245H74ZM99 246H100V245H99ZM105 246H106V245H105ZM250 246H251V245H250ZM254 247H255V246H254ZM72 248H73V246H72ZM74 248H75V247H74ZM123 248H124V247H123ZM244 248H245V247H244ZM247 248H248V247H247ZM259 248H260V246H259ZM67 249H68V247H67ZM70 249H71V248H70ZM162 249H163V248H162ZM256 249H257V247H256ZM260 249H261V248H260ZM74 250H75V249H74ZM74 250H73V251H74ZM119 250L123 253V255H121V254H122L121 252H120V253L118 252ZM133 250H134V249H133ZM135 250H136V249H135ZM247 250H248V249H247ZM247 250H246V251H247ZM262 250H264V248H263ZM67 251H68V250H67ZM69 251H72V250H69ZM112 251H110V253H111ZM115 251H116V252H115ZM130 251L132 252V250H130ZM162 251H163V250H162ZM162 251H160V252L162 253ZM246 251H245V252H246ZM172 252H173V251H172ZM243 252H244V251H243ZM243 252H241V253L243 254ZM247 252H248V251H247ZM255 252H256V250H255ZM135 253H136V252H135ZM158 253H159V252H158ZM163 253H164V252H163ZM253 253H254V252H253ZM257 253H258V252H257ZM130 254H132V253H130ZM149 254H150V253H148V256H149ZM242 254H241V255H242ZM247 254H249V253H247ZM250 254H251V253H250ZM73 255H74V254H73ZM73 255H72V256H73ZM159 255H160V254H159ZM159 255H158V256H159ZM164 255H165V254H164ZM253 255H254V254H253ZM113 256H114V255H112V257H113ZM130 256H131V255H130ZM132 256H133V254H132ZM132 256H131V257H132ZM148 256H147L146 262L143 261L145 264H165L164 262H166V261H164L165 259L163 260L162 258H161V259H162L164 262L161 261V259H160V261H159V260H158V261H155L154 258L152 259V257H151V260H150V259H148V258H150V257H148ZM158 256H157V257H158ZM116 257H115V258H116ZM134 257H135V256H134ZM166 257H167V256H166ZM244 257H245V256H244ZM249 257H250V256H249ZM139 258H141V257H139ZM145 258H146V257H145ZM145 258H144V259H145ZM241 258H242V257H241ZM254 258H255L256 260L258 259V258H256V257H254ZM58 259H59V258H58ZM120 259H121V258H120ZM132 259H134V258H132ZM157 259H158V258H157ZM157 259H156V260H157ZM239 259H240V258H239ZM242 259H244V258H242ZM242 259H240V260H242ZM39 260H40V259H39ZM49 260H50V259H49ZM55 260H57V259L55 258ZM55 260H54V262H56ZM117 260H118V259H117ZM134 260H135V259H134ZM141 260H142V259H141ZM152 260H153V262H152ZM119 261H117V262H119ZM257 261H258V260H257ZM259 261H260V260H259ZM47 262H48V261H47ZM47 262H46V263H47ZM52 262H53V261H52ZM199 262H200V261H199ZM202 262H203V261H202ZM43 263H44V262H43ZM47 264H48V263H47ZM52 264H54V263H52ZM116 264H117V263H116ZM118 264H119V263H118ZM137 264H142V263H139V262H138ZM185 264H187V263H185ZM243 264H244V263H243ZM257 264H259V262H258Z\"/></svg>",
    "mask_w": 264,
    "mask_h": 264
}]
</instances>
